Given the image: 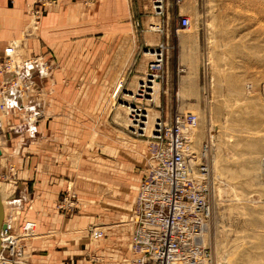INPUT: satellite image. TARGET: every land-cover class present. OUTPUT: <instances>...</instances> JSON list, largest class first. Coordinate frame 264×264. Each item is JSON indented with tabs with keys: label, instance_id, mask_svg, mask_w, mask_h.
Returning a JSON list of instances; mask_svg holds the SVG:
<instances>
[{
	"label": "crops",
	"instance_id": "obj_1",
	"mask_svg": "<svg viewBox=\"0 0 264 264\" xmlns=\"http://www.w3.org/2000/svg\"><path fill=\"white\" fill-rule=\"evenodd\" d=\"M34 2L0 0V60L15 42L17 52L43 55L48 62L47 71L31 74L33 86L26 96L8 97L16 114L37 107L44 114L36 124L18 117L6 146L18 170L17 201L34 205L32 213L38 214L37 235L28 239L26 251L31 264H124L132 254L128 207L136 200L148 155L131 156L133 145L145 147L116 124L113 101L137 89L156 57L152 50L161 44L163 78L149 99L156 103L163 93V105L156 103L154 114L172 117L189 106L185 101L196 100V90L184 96L176 91V85L186 89L190 81L184 77L175 83L176 66L169 63L170 47L181 44L178 17L146 12V0H57L44 9L33 31L28 23ZM121 112L128 120L127 110ZM99 133L109 134L121 151L93 188L87 173L91 161L84 154ZM109 168L110 177L105 174ZM73 183L77 205L58 213L55 206ZM107 185L112 188L105 195ZM98 193L109 197L108 205L90 201ZM94 221L112 227L91 241L88 227ZM218 264H264V219L241 224L236 235L224 238Z\"/></svg>",
	"mask_w": 264,
	"mask_h": 264
},
{
	"label": "rangeland",
	"instance_id": "obj_2",
	"mask_svg": "<svg viewBox=\"0 0 264 264\" xmlns=\"http://www.w3.org/2000/svg\"><path fill=\"white\" fill-rule=\"evenodd\" d=\"M146 2V12H155L152 0ZM162 11L170 14L171 18L184 15L191 19L189 28L178 30L181 44L170 47L169 63L176 66L175 83L184 77L190 81L186 89L181 87L180 90L176 85V91L184 96L187 92L196 90V100L185 101L189 106L182 109L198 115V125L190 139L193 151L200 152L202 143L209 137L213 142L208 158L211 168L212 213L204 234L211 254L199 264H218V252L223 247L224 238L236 235L241 224L264 219V0H163ZM28 24L30 25V20ZM16 54L25 56L19 52ZM1 76L0 74V81ZM31 88L17 93L19 96H26ZM14 90L10 88L9 93L12 95ZM127 94L129 93L125 92L123 95L125 99L141 105L152 115L151 124L146 135L140 136L133 132L131 120L129 117L127 120L121 112L123 108L127 112L130 108L124 101L117 99L113 101V112L115 120L120 123H115L122 124L120 126L129 139H140L145 147L142 150L133 145L131 156H141L142 153L147 156L150 134L156 121L159 118L171 120L172 117L154 114L156 103L163 105L160 101L163 93L157 94L156 103L149 99L153 92L149 98ZM40 110L37 107L16 114L9 105L8 95L0 94V148L4 153L0 160V183L7 218L16 224L24 218H32L38 223V214L32 213L36 209L34 205L26 207L17 201L14 185L18 170L6 147L7 141L12 132L11 127L18 117L28 124H36L44 117L42 115L32 120L36 116L35 111ZM113 135V138L117 136ZM108 136L109 134L99 133L97 142L92 139L91 149L84 154L91 161L87 165V173L91 175L93 188L98 184L95 179L103 176L105 167L111 168L114 165L112 159L119 156L121 151L116 147L118 143H111L112 139ZM110 168L105 173L109 177L112 171H109ZM114 170L116 175L117 170ZM74 184L65 191L55 206L58 213L70 212L58 207L68 190L75 192L78 200V190ZM111 188L105 186L104 194L107 195ZM90 201L101 207L105 203L108 205L109 197L99 194L91 197ZM134 201L135 196L133 204ZM133 204L128 207L131 208L127 218L129 221L125 220L130 227L129 238L135 219ZM110 225L112 224H101L104 227H99V222L91 223L88 227L90 240L94 241L93 238L107 231L108 226L112 227ZM26 252L30 260L29 253Z\"/></svg>",
	"mask_w": 264,
	"mask_h": 264
},
{
	"label": "built area",
	"instance_id": "obj_3",
	"mask_svg": "<svg viewBox=\"0 0 264 264\" xmlns=\"http://www.w3.org/2000/svg\"><path fill=\"white\" fill-rule=\"evenodd\" d=\"M57 0H35L30 11V28H39L43 11ZM156 13H163V0H152ZM180 28H189L188 16L178 17ZM16 43L7 47V56L0 60L2 75L0 94L11 95L33 86L29 78L34 70L47 71L43 55L16 56ZM164 44L153 49L156 57L150 62L145 78L129 96L148 97L153 81L163 78ZM5 85H8L6 87ZM3 86V87H2ZM128 117L132 131L146 135L147 110L128 99ZM41 117L43 110L35 111ZM198 125L194 112L177 111L171 120L159 118L150 134L147 164L135 200V219L129 238L131 255L124 264H199L210 256L205 243V223L212 213V184L209 153L212 138L202 143L200 152L191 146V133ZM76 193L68 190L58 207L71 211L77 205ZM1 229L0 264H31L27 257L28 239L37 235V221L24 218L16 224L6 218Z\"/></svg>",
	"mask_w": 264,
	"mask_h": 264
},
{
	"label": "bare ground",
	"instance_id": "obj_4",
	"mask_svg": "<svg viewBox=\"0 0 264 264\" xmlns=\"http://www.w3.org/2000/svg\"><path fill=\"white\" fill-rule=\"evenodd\" d=\"M154 53H155V52H154ZM153 87L157 90V88H158V82H157L156 80L153 81ZM157 91H158V90H157ZM154 93H155V91H154ZM153 99H154V98H153ZM153 99H152V100H153ZM155 113H156V112H155ZM146 115H147V123H148V125H150V124H151V118H153V117H152V115H151L149 112H147ZM146 130H148L147 127H146ZM193 130H194V129H193ZM192 133H193V131H192ZM192 133H191V134H192ZM3 154H4L3 151H1V153H0V156H1V157H0V160L2 159ZM0 163H1V161H0ZM0 190H1L2 198H3V202H5V201H4V194H3L4 192H3V190H2L1 183H0ZM4 205H5V203H4ZM6 218H7V212H6V206H5V218H4V220H6ZM208 227H209V226H208V222L206 221V223H205V228H206V230L208 229Z\"/></svg>",
	"mask_w": 264,
	"mask_h": 264
},
{
	"label": "water",
	"instance_id": "obj_5",
	"mask_svg": "<svg viewBox=\"0 0 264 264\" xmlns=\"http://www.w3.org/2000/svg\"><path fill=\"white\" fill-rule=\"evenodd\" d=\"M0 153H1V148H0ZM4 218H5V205H4L2 194H1V190H0V251H1V248H2V244H1V229L5 225Z\"/></svg>",
	"mask_w": 264,
	"mask_h": 264
}]
</instances>
